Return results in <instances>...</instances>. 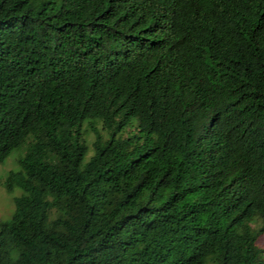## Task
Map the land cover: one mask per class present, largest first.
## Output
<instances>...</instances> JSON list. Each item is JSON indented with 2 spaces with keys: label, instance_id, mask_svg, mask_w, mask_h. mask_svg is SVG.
Masks as SVG:
<instances>
[{
  "label": "trees",
  "instance_id": "1",
  "mask_svg": "<svg viewBox=\"0 0 264 264\" xmlns=\"http://www.w3.org/2000/svg\"><path fill=\"white\" fill-rule=\"evenodd\" d=\"M17 148L0 264H264V0H0Z\"/></svg>",
  "mask_w": 264,
  "mask_h": 264
},
{
  "label": "rangeland",
  "instance_id": "2",
  "mask_svg": "<svg viewBox=\"0 0 264 264\" xmlns=\"http://www.w3.org/2000/svg\"><path fill=\"white\" fill-rule=\"evenodd\" d=\"M101 133L104 134L102 129ZM92 137L93 135L91 132L86 131L84 133V139L88 144V150L85 157L91 153L90 142L92 140ZM19 153V148L13 149L2 161H0V219H7L10 216L13 210L12 196L20 192V189L18 187H14L11 191H7L1 184V181L7 170L16 168L15 157ZM256 242L259 245H262L264 243V233H260L257 235ZM206 263L212 264L211 258H207Z\"/></svg>",
  "mask_w": 264,
  "mask_h": 264
}]
</instances>
